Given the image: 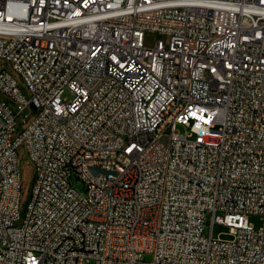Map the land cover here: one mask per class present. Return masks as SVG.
Here are the masks:
<instances>
[{
	"label": "built area",
	"instance_id": "1",
	"mask_svg": "<svg viewBox=\"0 0 264 264\" xmlns=\"http://www.w3.org/2000/svg\"><path fill=\"white\" fill-rule=\"evenodd\" d=\"M0 264H264V0H0Z\"/></svg>",
	"mask_w": 264,
	"mask_h": 264
},
{
	"label": "rangeland",
	"instance_id": "2",
	"mask_svg": "<svg viewBox=\"0 0 264 264\" xmlns=\"http://www.w3.org/2000/svg\"><path fill=\"white\" fill-rule=\"evenodd\" d=\"M157 35H151L152 38ZM69 96V95H68ZM178 129L182 132H186V128L184 125H178ZM19 157L21 161V178H22V194L20 197V206L23 208L30 196V192L32 189L33 181H34V166L30 160V156L25 146H22L19 149ZM72 184L79 191H83V182L78 179L76 176L72 179ZM250 222L254 224L255 227H260L262 225V218L258 215H252L250 217ZM227 228L225 226H216L214 229V235L218 236L220 234L223 239H230L232 236L227 234ZM146 259H152L151 255H147Z\"/></svg>",
	"mask_w": 264,
	"mask_h": 264
},
{
	"label": "water",
	"instance_id": "3",
	"mask_svg": "<svg viewBox=\"0 0 264 264\" xmlns=\"http://www.w3.org/2000/svg\"><path fill=\"white\" fill-rule=\"evenodd\" d=\"M91 170H93L94 172L100 171L99 168H95V167H91Z\"/></svg>",
	"mask_w": 264,
	"mask_h": 264
}]
</instances>
